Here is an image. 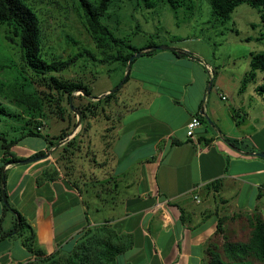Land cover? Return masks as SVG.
Wrapping results in <instances>:
<instances>
[{"label":"crops","instance_id":"crops-1","mask_svg":"<svg viewBox=\"0 0 264 264\" xmlns=\"http://www.w3.org/2000/svg\"><path fill=\"white\" fill-rule=\"evenodd\" d=\"M184 48L201 61L158 49L127 69L131 99L115 109L107 163L97 169L100 176L106 175L109 185V193L102 194L105 199L81 191L64 176L37 184V176L51 166L48 156L7 165L10 201L34 226L37 241L47 253L58 245L71 249L89 222L107 220L133 241L131 248L117 256L116 264H205L218 219L227 215L223 212L227 200L221 195L223 189L250 184L258 190L264 183V160H258L263 157L242 151V146H247L254 153L264 152V116L255 114L257 126L246 135L250 144L245 138L228 136L223 121L230 117L237 124L240 118L251 119L249 110L259 104V96L245 90L226 110H218L207 92L219 85L223 70L214 68L197 49ZM191 63V67L184 66L185 71L176 69ZM211 69L216 75L209 82ZM121 102L119 98L115 106ZM196 114L201 115V124L189 137L186 124ZM76 126L75 134H80L82 124ZM227 138L241 140L237 146L241 150H235ZM176 140L181 143H173ZM50 148H54L51 143L34 147L19 141L11 150L31 158ZM229 156L238 164L234 171H226ZM217 179L219 191L208 188ZM203 191L206 195L200 198ZM242 193L239 187L236 194ZM0 208L4 213L1 200ZM74 219L77 221L66 227ZM14 245L11 239L0 241V264H18L33 257L23 246L15 255L11 252Z\"/></svg>","mask_w":264,"mask_h":264},{"label":"rangeland","instance_id":"rangeland-1","mask_svg":"<svg viewBox=\"0 0 264 264\" xmlns=\"http://www.w3.org/2000/svg\"><path fill=\"white\" fill-rule=\"evenodd\" d=\"M24 1L36 12L40 21L42 57L48 61L68 59L75 55L79 57L60 71H35L25 61L19 38L7 24L0 21V103L8 111V115H0V135L10 141L21 138L29 131L42 134L43 136H25L19 140L34 147H45L49 144L45 137H49L54 141L55 148H50L53 149V158L48 156L51 160V166L48 167L51 176H64L74 187L81 191L86 189L89 194L103 199L102 194L109 193V185L106 175L100 176L97 169L99 165L107 163L109 133L115 128V109L123 107L124 102L129 101L132 95V90L125 83L118 91L107 96L123 82L127 74V64L116 59L119 51L126 54L131 51L127 45L144 47L152 42L157 46H168L163 50L169 49L171 53V45L175 44L182 49H197L214 68L223 70L219 85L207 92L210 102L223 111L238 95L242 96L243 91L238 92L242 81L238 82L237 79L251 70L250 53L264 51V25L259 8L249 3L238 5L229 20L224 21L212 10L209 0H196L194 5L185 0L177 9L165 1L159 2L156 7H147L143 0H108L107 9L102 13L100 21L110 34L101 44L89 28L80 0ZM90 1L99 4L101 0ZM193 64H180L176 69L185 71L184 66L191 67ZM51 76L64 81L82 82L90 90V95L76 90L69 96L65 91L54 88ZM213 78L214 76L209 82ZM262 83V71H257L256 77L247 81L245 90L259 96V104L249 110L251 119L240 118L236 124L230 117H224V132H228V136L245 138L250 144L251 139L246 138V135L249 136L257 126V121L253 120L256 119L255 114L264 116V95H260L255 89ZM207 88L210 89V84ZM221 93L226 96L225 100L221 98ZM255 96L253 98L257 99ZM119 98L122 102L120 106H115ZM206 102L207 98L204 100ZM80 124L81 132L75 134L76 125ZM258 125L263 126L262 120ZM67 137L68 141H64ZM232 147L241 150L236 146ZM242 147V151H247L246 153L253 151L247 146ZM2 152L0 141V156ZM227 158L229 161H226V171H234L238 164L234 163L232 157ZM258 160L263 161L264 158ZM262 184L264 183L258 186L262 197L257 198L256 204L254 194L258 190H253L250 184L239 186L243 190L242 195L236 194L239 189L237 184L223 189L221 195L227 198L223 201L226 203L223 212L229 218L222 225L223 232L216 233L210 240L218 251H222L224 235L234 242H246L249 239L251 226L248 217L253 221L264 218ZM216 186L208 188L215 190ZM199 195L202 198L206 193L203 191ZM0 216L2 229L3 225L5 229L13 226V212L2 213L0 208ZM75 221L77 219L68 222L66 227ZM104 223L117 231L107 220L95 224L89 222L87 226L94 227ZM86 228L85 226L78 233L74 244L81 242ZM11 242L15 244L11 252L16 255L23 246L21 238H12ZM61 247L58 245L54 250L58 251L54 258L60 257L64 261L73 248L67 250ZM36 261L37 264H45L48 260ZM252 261L264 264V261L255 258Z\"/></svg>","mask_w":264,"mask_h":264},{"label":"trees","instance_id":"trees-1","mask_svg":"<svg viewBox=\"0 0 264 264\" xmlns=\"http://www.w3.org/2000/svg\"><path fill=\"white\" fill-rule=\"evenodd\" d=\"M81 5L85 10L86 19L88 21L89 28L93 35L97 38L98 42L103 44L105 38L110 34L109 30L102 25L101 16L107 9L108 0H101L99 4H95L90 0H80ZM147 7H156L159 2H168L174 9L181 7L185 0H143ZM196 0H188L190 5H194ZM212 10L222 20H229L232 12L241 3H249L254 7L259 8L260 19L264 25V0H209ZM193 8V7H191ZM0 21L7 24L12 29L13 34L19 38L20 45L24 51V58L29 67L33 70L43 73H49L54 71H60L69 67L79 57L75 55L68 59H54L48 61L41 55V29L40 21L36 12L24 1V0H0ZM249 40V38H247ZM157 44L152 42L144 47H136L133 45H127L130 52L126 54L123 51H119L117 60H122L128 66L131 65L139 58L131 57L138 53L143 52L142 56H151L158 48ZM172 51L178 57H188L201 61L191 51L172 47ZM140 56V57H142ZM251 70L243 77L240 91H244L247 81L255 78L257 71L264 72V51L251 52L250 53ZM131 60V62H130ZM213 76L215 77L216 71L213 70ZM130 78L129 73L126 74L123 82L114 91L107 94L118 91ZM51 82L54 88L65 91L69 96L76 90L82 91L86 95H90V90L82 82L77 81H64L58 77L51 76ZM256 91L260 95H264V83L256 86ZM95 97V96H94ZM0 115H8L6 107L0 103ZM200 115V114H196ZM201 119V115H200ZM25 136H43L37 132L29 131L21 136L19 139H13L8 141L6 137L0 135L2 157L0 159V200L3 203V210L11 211L15 215V222L9 229H2L0 218V241L12 238H21L22 245L33 255L32 258L26 262H19L18 264H37L36 260H48L45 264H116V258L119 254L126 252L131 248L133 241L127 234H119L118 231L109 227V224H99L94 227L86 226V231L82 236L81 242H77L72 247L66 258L62 261L60 257L54 258L58 251H54L48 254L42 247H40L37 241V235L34 226L27 219V217L10 201L9 193L7 190L8 170L9 164H21L26 159H34L39 156L46 155V150H40L36 152L31 158H23L18 156L11 148L16 145L19 140ZM51 145L53 141L49 137H45ZM226 141L232 146H238L240 141L238 139L227 138ZM175 144L181 143L176 140ZM227 161L229 159L227 158ZM55 176H51L50 169L46 168L37 176V184H41L45 181L55 180ZM221 182L219 179L214 180L209 186H216L215 190L219 191ZM264 185V184H262ZM262 193L260 188L258 189L257 198H261ZM229 218V216H222L218 219L216 233L223 232V223ZM249 224L251 226V232L249 239L244 241L234 242L228 239L226 235L222 244V251H218L213 242H209L206 253L207 261L205 264H256L252 261L255 258L259 261H264V218H257L255 221L248 217ZM126 238L127 240H125ZM96 246V248H95ZM94 255V257H93ZM45 257V259H44Z\"/></svg>","mask_w":264,"mask_h":264},{"label":"built area","instance_id":"built-area-1","mask_svg":"<svg viewBox=\"0 0 264 264\" xmlns=\"http://www.w3.org/2000/svg\"><path fill=\"white\" fill-rule=\"evenodd\" d=\"M212 72V71H211ZM221 98L223 100L226 99V96L224 94H220ZM201 124V119H200V115H193L190 117V119L188 120L187 124H186V128H187V135L189 137H193L195 135V129ZM69 137L65 138L64 141H68ZM53 149H48L46 150V154L49 157H52V151Z\"/></svg>","mask_w":264,"mask_h":264},{"label":"water","instance_id":"water-1","mask_svg":"<svg viewBox=\"0 0 264 264\" xmlns=\"http://www.w3.org/2000/svg\"><path fill=\"white\" fill-rule=\"evenodd\" d=\"M156 48H158V49H166V48H168V46H166V45H159V46H156ZM142 54H143V52H138L137 54H134V55L131 57V60H132L134 57H140V56H142ZM131 60H130V62H131ZM248 154H250V155L254 154V155H257V156H260V157H263V158H264V152H257V153L251 152V153H248ZM45 156H47V154H46ZM42 157H43V156H39V157H37V158H42ZM37 158H35V159H37ZM29 161H30L29 159H26V160H25V162H29Z\"/></svg>","mask_w":264,"mask_h":264}]
</instances>
